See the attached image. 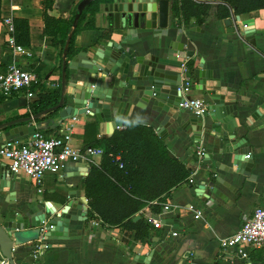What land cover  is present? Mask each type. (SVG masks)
Segmentation results:
<instances>
[{
  "label": "crops",
  "instance_id": "crops-1",
  "mask_svg": "<svg viewBox=\"0 0 264 264\" xmlns=\"http://www.w3.org/2000/svg\"><path fill=\"white\" fill-rule=\"evenodd\" d=\"M80 1L54 0L48 15L69 20ZM42 2L43 0H0L1 18L25 19L29 26V46L23 47V52L17 55L5 46L6 38L1 34L0 28V72L8 64H16L34 71L39 78L31 98L24 91L10 97L0 96V125L29 117L30 104L38 100L41 94L56 93L60 85L63 56L60 45L44 33ZM219 3L221 1L210 3L213 8L201 23L192 18L187 25L184 24L183 29L171 18L169 11L165 29L128 32L108 26L107 13L102 4L99 12L92 17L94 28L81 30L75 36L74 48L81 52L98 41L120 42L127 33L130 42L143 53L157 55L161 52L167 55L166 58L163 57L165 63L181 66L183 62H191L193 68L190 77L194 97L207 101L195 89L198 84L197 72L212 70L214 76L220 79L221 85L236 91L239 105L261 104L264 102V9L242 15H235L230 10V17L236 16L239 26L243 20H252L255 40L253 46L243 37L228 32L224 21L230 17L225 20L215 17V7ZM109 31H113L110 37ZM69 73L74 74L72 71ZM190 114L186 111L184 115ZM90 121L96 124V140L108 139L116 131L125 128L113 132L111 124H100L90 113L61 123L56 114L40 122L35 120V127L44 134H51L71 124L70 145L81 149L85 146L84 127ZM128 125L147 126L156 134L149 121L141 115L131 117ZM32 130L33 127L29 126V134ZM218 131L216 128V132ZM242 133L244 135L241 138L245 139L243 148L249 150L253 160L247 177L233 172L228 163L217 157L219 140L214 134L203 133L196 142L190 140L189 131L177 132V135L162 140L169 155L186 166L188 177L192 176L194 182L189 184L187 177L183 184L172 189L169 195L158 202L157 213L151 211V206L156 204L152 202L135 216L138 215L139 220L144 217L150 222L152 217L158 215L162 225L163 222H172L173 225H163L161 229L152 228L148 232V238L136 241L134 232L122 227L103 225L97 217L88 218L90 209L87 201V204H83L87 209L86 220L75 223L74 226L81 231L78 239L52 243L57 246L44 250L40 261H33L31 254L26 260L30 264H128V260L134 256L152 254L149 264H264V254L258 250L250 252L246 261L230 262L220 257L219 241L234 234L256 208H264V119L255 122ZM198 146L205 152L201 165H198L192 153ZM209 155L211 158H208ZM95 161L99 164L101 158ZM1 163L6 165L7 162L0 160ZM89 168L85 162L67 163L60 175H45L39 193L30 180L15 177L8 172L13 178L12 189L8 194L10 202L3 204L14 208L36 201L60 212L70 193L77 192L82 202L86 199L84 181ZM210 185H213L217 194H210ZM164 204L171 206L170 212L163 211ZM196 214H199V218H195ZM8 216L14 217L13 214ZM173 232L177 236H172ZM10 240L14 241L13 238ZM13 248L16 246L13 245Z\"/></svg>",
  "mask_w": 264,
  "mask_h": 264
},
{
  "label": "water",
  "instance_id": "water-1",
  "mask_svg": "<svg viewBox=\"0 0 264 264\" xmlns=\"http://www.w3.org/2000/svg\"><path fill=\"white\" fill-rule=\"evenodd\" d=\"M91 1L81 0L76 6L65 49L81 13ZM103 5L108 26H113L115 30L128 32L165 29L168 24L169 0H109ZM238 22L233 15L224 21V26L229 29V33L243 37L254 46L252 20L240 22L241 26H246L242 31ZM112 34L113 31L108 32L109 37ZM128 38L129 34L126 33L120 42L98 41L70 59L64 53L58 104L34 115L33 119L56 113L61 123L90 113L100 124H111L114 132L128 126L134 115H141L149 121L161 140L177 135V132L189 131L190 140L196 142L203 133L214 134L219 140L217 157L228 163L233 172L249 176L253 160L249 150L243 148L245 139L241 138L244 135L242 131H247L252 124L264 119V102L241 106L237 101L236 91L221 85L220 79L214 76L212 70H198L195 89L207 98L209 109L204 115L191 113L186 116V111L178 107L181 101L178 91L180 66L165 63L163 57L166 58L167 55L161 52L157 55L143 53ZM30 119L27 117L1 124L0 146L27 136ZM216 128L219 129L218 132ZM5 168V164L1 163L0 262L30 264L26 258L37 245L41 247L37 260L40 261L44 250L57 246L52 243L80 237L81 231L74 226L75 223L86 220L87 209L83 206L87 204L86 199L82 202L79 194L72 192L60 212L36 201L14 208L4 206L3 203L10 202L8 194L13 181ZM210 188V194H217L213 185ZM8 214H13L14 217H9ZM139 219L137 215L132 221ZM163 225L173 223L163 222ZM151 258L152 254L134 256L128 260V264H149Z\"/></svg>",
  "mask_w": 264,
  "mask_h": 264
},
{
  "label": "trees",
  "instance_id": "trees-1",
  "mask_svg": "<svg viewBox=\"0 0 264 264\" xmlns=\"http://www.w3.org/2000/svg\"><path fill=\"white\" fill-rule=\"evenodd\" d=\"M109 0H92L81 13L77 26L71 35L70 42L65 49L66 40L71 33L76 8L69 20L53 18L48 15L54 0H43L42 17L44 33L51 37L61 47V55L66 53L70 59L79 52L74 48L75 36L83 29H93L92 17L99 12L100 6ZM170 16L174 20L178 17L185 25L194 18L201 23L208 16L214 1H221L215 7V17L225 20L230 17V10L235 15L247 14L264 9V0H169ZM1 6V5H0ZM1 10V9H0ZM1 15V11H0ZM87 17L90 19L87 20ZM1 20V17H0ZM13 37L16 45L29 46V26L25 19L13 18ZM189 71L193 64L187 63ZM36 85L30 88L34 91ZM59 87L56 93L41 94L38 100L30 104L31 113L37 115L58 104ZM56 113L41 116L40 122ZM14 121V120H12ZM96 124L87 122L84 127L85 146L100 148L103 152L98 165H91L84 181V194L88 201V218L97 217L103 225L122 227L134 232L136 241L148 238L149 230L153 228L144 217L137 222L133 218L146 205L151 211H159L158 202L170 191L183 184L189 175L186 166L169 155L166 145L156 136L152 128L142 125H128L116 131L110 138L96 140L94 137Z\"/></svg>",
  "mask_w": 264,
  "mask_h": 264
},
{
  "label": "built area",
  "instance_id": "built-area-1",
  "mask_svg": "<svg viewBox=\"0 0 264 264\" xmlns=\"http://www.w3.org/2000/svg\"><path fill=\"white\" fill-rule=\"evenodd\" d=\"M181 29L184 23L180 17L175 19ZM246 26H239L240 30ZM1 34L5 36V46L13 51L14 55L21 54L23 47L16 45L13 37L12 19L9 17L0 20ZM188 62L180 66V86L178 91L181 94V101L178 107L184 111L196 115H204L208 112V102L199 97L193 96V82L190 77ZM38 76L32 70H26L16 64H8L0 72V96L10 97L14 93L24 91L28 98L34 94L30 91L33 85L38 84ZM29 126L33 127L30 134L19 141L6 142L0 146V160L6 161V169L15 177H25L36 187L37 192L41 191V185L46 174L60 175L62 168L67 163L85 162L88 166L98 165L95 161L102 157L100 148L84 146L81 149L73 148L70 145V127L65 126L61 130L44 134L35 127L33 115L29 112ZM197 159L198 165L203 163L204 149L198 146L192 150ZM249 156L247 155L246 158ZM187 182L192 184L193 177L189 176ZM163 211L170 212L169 204L163 205ZM195 218H199L196 214ZM154 229L163 227L158 215L150 219ZM172 236H177L176 232ZM41 247L37 245L31 254L33 261L39 259ZM220 257L230 262L246 261L250 252L261 251L264 254V208H256L251 216L245 220L241 227L231 236L219 241ZM0 264H5L4 261Z\"/></svg>",
  "mask_w": 264,
  "mask_h": 264
}]
</instances>
